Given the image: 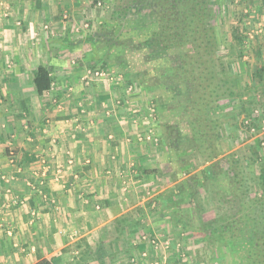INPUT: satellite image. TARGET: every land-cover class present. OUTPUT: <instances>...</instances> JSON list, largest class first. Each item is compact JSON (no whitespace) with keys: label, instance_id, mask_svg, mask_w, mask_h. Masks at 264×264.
<instances>
[{"label":"crops","instance_id":"crops-1","mask_svg":"<svg viewBox=\"0 0 264 264\" xmlns=\"http://www.w3.org/2000/svg\"><path fill=\"white\" fill-rule=\"evenodd\" d=\"M112 3L0 0V264L158 262L151 254L160 260L155 239L147 238L157 229H142V220L158 213L146 207L156 198L144 196L150 182L142 172L163 163L162 143L145 139L142 89L133 95L125 80L79 78L100 34L83 43L73 28L91 8ZM240 4L261 27L255 33L264 48V0ZM39 66L52 79L41 96L33 85Z\"/></svg>","mask_w":264,"mask_h":264},{"label":"rangeland","instance_id":"rangeland-1","mask_svg":"<svg viewBox=\"0 0 264 264\" xmlns=\"http://www.w3.org/2000/svg\"><path fill=\"white\" fill-rule=\"evenodd\" d=\"M195 1L112 0L108 9L101 4L100 9L86 11L88 20L74 26L73 32L76 36L85 35L83 43L92 40L93 35L107 34L106 39L114 47L106 52L93 41L91 48H94L95 56L87 69L100 68L120 76L122 80L130 79L135 91L131 94L136 95L142 89V124L147 129L154 124L158 126L157 142L162 143L159 152L163 155V170L147 168L142 172V178L150 182L143 188L144 196L156 198L149 203H153V208L146 207L151 212L158 211L147 223L146 219L142 220V229L144 226L157 229L154 233H147L151 234L148 240L155 239L159 246L157 252H160V260L153 254L151 260L155 259L159 264H167L169 260H173L170 264H247L246 257L255 235L244 221L240 222L241 225L236 224V237L232 244L215 249L204 242L197 243V237L170 221L172 211L178 207L190 208L197 201L203 203L202 218L210 226L221 224L226 215L236 212V219L243 218L245 214V220H254L256 228L264 230V193L258 178L260 164H264V76L259 81L256 77L259 66H264V60L261 61L264 48L262 39L256 38L255 33L261 27H257L255 19L250 18L253 16L251 13L237 8L241 0L199 1V4H208L207 12L217 44L214 53L228 73L227 77H217L216 82H234L236 86L234 97L220 96L215 107L206 109V117L215 120L218 127L214 142L218 157L210 162L206 160L209 147L202 146L188 125L182 105L188 100L184 87L171 80L168 82L172 69L180 64V56L188 50L187 46L182 44L164 49L159 44H147L156 30L157 4H195ZM104 4H108L107 1ZM132 4L142 5L132 9ZM119 8H123L124 13L115 15ZM97 17L102 24L96 23ZM72 63L79 65L73 70L80 67L77 60ZM159 78L166 79V84L158 83ZM255 92L260 94L254 97ZM245 120L249 123L245 124ZM160 170L163 172L159 173ZM154 173L158 177L153 176ZM233 179L242 183L237 189L239 192L241 187L240 191L244 193L243 206L237 203V196L228 195L229 190L233 191L229 188L230 184L234 185ZM160 195L170 197L168 207L158 203ZM240 210L241 214L238 213ZM147 215L150 218L149 211ZM261 232L256 235H261ZM164 256H168L166 261ZM146 260L142 264H147Z\"/></svg>","mask_w":264,"mask_h":264},{"label":"trees","instance_id":"trees-1","mask_svg":"<svg viewBox=\"0 0 264 264\" xmlns=\"http://www.w3.org/2000/svg\"><path fill=\"white\" fill-rule=\"evenodd\" d=\"M199 1L196 0L195 4H157L155 9L156 30L152 33L151 40L147 44H159L164 49L182 44L187 46L188 50L180 56V64L172 69L168 82L171 80L177 86L184 87L188 100L182 105L184 106L188 125L202 143V146L209 147L210 150L206 154V160L210 162L218 157L217 146L214 143L218 136V127L215 120H208L206 109L215 107L220 96L228 95L229 97H234L236 86L234 82L231 84L220 82V80L216 82L217 77H227L228 73L224 67V63L214 53V48L217 44L213 36V28L210 24L211 18L207 12L208 4H199ZM132 5V9H134L137 8V5L142 4ZM123 13V8H119L116 10L115 15ZM106 37L107 34H100V39L95 43L98 45L104 44L107 52L114 46H112V42L108 41ZM117 57H115V60ZM106 61L108 59H105ZM263 76L264 66H259V71L256 73L258 81L262 80L260 77ZM165 80L159 78L158 83L165 85L167 81ZM51 83L52 79L49 72L46 68L39 66L33 77L36 94L41 96L45 91L50 89ZM128 83L131 84L130 79H128ZM153 176H156V173ZM258 176L260 186L263 187L262 193H264V164H260V174ZM233 183L234 185H229V188L233 191L229 190V194L227 192L225 194L232 197L234 195L237 196V203L242 205L245 201L242 198L244 193L240 191L241 187H239V192L237 189V186H242V183L238 179H233ZM158 199V203L163 207H168L171 204L169 203L170 197L160 195ZM230 201L232 202V200H228V202ZM236 201L234 199L235 203ZM172 207L175 209V205ZM231 210L233 211V209ZM203 213V203L196 201L190 208L178 207V209L172 211L169 215L171 222L178 224L182 227L183 231L197 237V243L204 242L213 249L232 244L236 237V226L241 225L244 221L245 225H248L255 235L253 239L254 244L246 257V263L264 264V230L263 228H256L254 220L251 221L248 218L245 220V216L247 217L245 214H243V218L239 217V219H236L237 213L234 212V214L226 215L221 224L210 226L203 220ZM238 213L241 214V210ZM116 223L123 224L124 222L123 220H118ZM260 230L263 232L257 236L256 234ZM35 264L52 263L46 259H42Z\"/></svg>","mask_w":264,"mask_h":264},{"label":"built area","instance_id":"built-area-1","mask_svg":"<svg viewBox=\"0 0 264 264\" xmlns=\"http://www.w3.org/2000/svg\"><path fill=\"white\" fill-rule=\"evenodd\" d=\"M80 80L84 84H89L92 82H100V81H109V82L114 81L115 83H119V81L122 82V79L120 76L113 75L111 72L110 73L105 72L104 70H102L100 68L85 69V71L83 72V74L80 77ZM127 90L129 93H131L133 91V87L129 86ZM254 112H255V114H257L256 110ZM149 115L151 116V114H149ZM147 118H149V116H147ZM248 121L249 120H245V124L249 123ZM148 130H149V132H148L149 135L145 138L147 141H149L151 138H157V135L154 131V125L150 126L148 128ZM251 130L253 131L254 129H251ZM151 140H153V139H151ZM152 243H154V245H157L156 241H153ZM142 257L145 258L146 254L142 255ZM131 262L133 264L136 263L135 259L131 260ZM153 264H159V262H153Z\"/></svg>","mask_w":264,"mask_h":264}]
</instances>
